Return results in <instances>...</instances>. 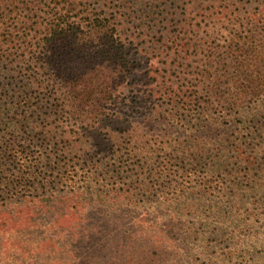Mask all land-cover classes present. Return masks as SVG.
Wrapping results in <instances>:
<instances>
[{
    "label": "trees",
    "instance_id": "16d2710c",
    "mask_svg": "<svg viewBox=\"0 0 264 264\" xmlns=\"http://www.w3.org/2000/svg\"><path fill=\"white\" fill-rule=\"evenodd\" d=\"M261 117L264 0H0V193L26 199L0 207V249L24 243L22 217L32 225L29 214L44 215L50 219L39 237L27 236L20 257L168 264L170 244L182 247L179 220L157 216L152 202L135 214L136 197L161 188L127 176L118 217L130 225L119 224L108 213L119 200L111 193L29 200L37 177L30 163L58 146L103 171L100 157L127 144L157 174L178 165L174 159L209 160L216 178L227 170L236 196L260 195L264 151L248 152L243 138L264 134ZM156 128L152 140L146 132ZM180 131L187 137L176 138ZM215 185L202 181L191 193L207 195Z\"/></svg>",
    "mask_w": 264,
    "mask_h": 264
},
{
    "label": "rangeland",
    "instance_id": "374dc122",
    "mask_svg": "<svg viewBox=\"0 0 264 264\" xmlns=\"http://www.w3.org/2000/svg\"><path fill=\"white\" fill-rule=\"evenodd\" d=\"M51 121L47 122V127H54L51 126ZM32 126L35 125L32 124ZM262 126L264 128V123H259L258 127ZM38 129L36 126L35 132ZM158 129L153 131L147 129L146 135L150 139L156 140ZM35 132L33 134L34 142L30 144L34 146L31 148L38 150L35 146L40 139L35 136ZM177 134L176 138L187 137L183 131ZM25 137L29 136L25 135ZM243 143L247 146L244 149L248 152H251L254 146L259 147L257 150L263 152L264 134L259 133L256 137L247 136L243 138ZM126 146L127 144L121 146V150L117 148L115 153H110V156L105 159L100 157L105 162L103 171H97L93 165L88 166L87 162L84 164L82 160L76 162L74 153H64V150L58 146H55L53 150L48 147V150L43 151L42 161L37 159L39 154L37 152L36 159L30 163L33 167L32 172H36L37 177L32 175L36 186L28 188L29 200L40 199L50 202L55 193H58L62 198L82 193V196H86V199L90 201L96 190L104 192V194L111 193L119 200L116 205H113L112 211H108V213L116 216L111 218L115 219L117 223L130 225V217L123 215L118 217L120 216L118 210L121 208L122 198L119 194L122 192V184L127 180V176H132L134 179L139 178L138 180H142L143 177L151 187L161 188V190L152 193V195L136 197L137 211L135 214H141L149 208L147 204L152 202L153 205L150 206H153V209L150 211L155 212L157 216L177 217L182 226V233L185 235L184 237L182 233L176 235V240L181 243L182 247L175 246L174 243L170 244L171 247L167 250L170 257L168 264H264V194L236 196L234 194L236 186L231 187L232 181L227 170L223 171L220 178H216L209 160L193 162L187 158L185 162H182L174 159L175 164L178 165L157 174V170L152 167V164L148 165L145 160H141L142 155L131 151L129 145L125 148ZM29 151L33 152L32 149ZM48 152L52 153L50 158L46 157ZM80 154L81 158L84 153L80 152ZM24 168L21 166L20 169L24 170ZM207 178L217 181L218 185L214 187L218 186V189L207 195L192 194L193 187L202 181L209 180ZM153 182L155 184H152ZM171 184L179 185V190L183 191L171 196ZM239 184H243V190H246V182L241 181ZM223 186L228 189L223 190ZM37 188L39 189L37 190ZM113 192L115 193L113 194ZM23 200H26L25 197L20 198V195H16L15 192L0 193V207L9 203H20ZM159 202L162 203L158 204ZM107 208L108 205L104 207L105 213ZM29 216L32 225L28 220H25V216L22 217L23 227L19 232L21 241L24 243L17 245L16 249H12L11 245L6 247L8 250L0 249V264L45 263L44 259H39L38 253L37 255L24 253L25 255L20 257V254H23L22 251L29 248L26 246L27 236L32 234L34 238L39 237L35 232L43 230L45 226L43 222L50 219L44 215L29 214ZM12 232L14 230L6 234L10 236ZM19 251L21 252L18 254Z\"/></svg>",
    "mask_w": 264,
    "mask_h": 264
}]
</instances>
